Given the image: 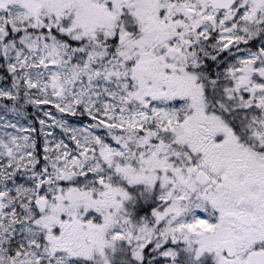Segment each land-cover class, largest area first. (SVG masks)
I'll use <instances>...</instances> for the list:
<instances>
[{
    "label": "snow or ice",
    "instance_id": "obj_1",
    "mask_svg": "<svg viewBox=\"0 0 264 264\" xmlns=\"http://www.w3.org/2000/svg\"><path fill=\"white\" fill-rule=\"evenodd\" d=\"M0 264H264V0H0Z\"/></svg>",
    "mask_w": 264,
    "mask_h": 264
}]
</instances>
